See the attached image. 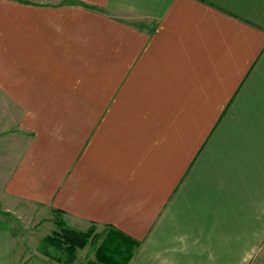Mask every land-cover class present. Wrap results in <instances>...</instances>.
Wrapping results in <instances>:
<instances>
[{"label":"crops","instance_id":"crops-1","mask_svg":"<svg viewBox=\"0 0 264 264\" xmlns=\"http://www.w3.org/2000/svg\"><path fill=\"white\" fill-rule=\"evenodd\" d=\"M25 1L0 22V214L113 225L129 264H264V0Z\"/></svg>","mask_w":264,"mask_h":264},{"label":"rangeland","instance_id":"rangeland-1","mask_svg":"<svg viewBox=\"0 0 264 264\" xmlns=\"http://www.w3.org/2000/svg\"><path fill=\"white\" fill-rule=\"evenodd\" d=\"M16 0H0V22L8 29L9 23V2ZM24 0H19L17 2L18 7L28 8L25 4L20 3ZM36 3H49V6L57 7L58 4H61V0H32ZM65 6V5H64ZM22 11V10H21ZM21 20L25 22L29 18V13L19 12ZM31 19V16L29 20ZM4 37V35H3ZM8 39V34L5 35ZM54 217V209L52 210ZM5 213H1V216H5ZM7 217V218H6ZM52 217V223L47 222L46 219L43 221L41 219L40 226L38 227L37 223L34 224L30 221H23L15 219V217L5 216L4 218L8 219L11 222V228L15 232V248L17 250L16 257L19 259L18 264H84L89 259L93 258L95 255V246L87 244L82 249H79L77 252L76 260L73 262H68L67 253L62 249H57L53 245H48L43 242V238L51 235L54 230H59L55 224ZM64 218V215H63ZM16 220V221H15ZM65 220V218H64ZM36 224V225H35ZM35 225V227H34ZM33 228H37L36 230ZM77 230V229H76ZM86 231V230H85ZM97 231V229H95ZM77 261V262H76Z\"/></svg>","mask_w":264,"mask_h":264},{"label":"trees","instance_id":"trees-1","mask_svg":"<svg viewBox=\"0 0 264 264\" xmlns=\"http://www.w3.org/2000/svg\"><path fill=\"white\" fill-rule=\"evenodd\" d=\"M53 220L59 230L44 237L43 242L66 252L68 262L75 261L78 250L90 244L95 246V257L86 264H129L139 246L137 239L113 225H108L101 232L95 231V226L86 231L76 230L66 224L59 209H54Z\"/></svg>","mask_w":264,"mask_h":264}]
</instances>
